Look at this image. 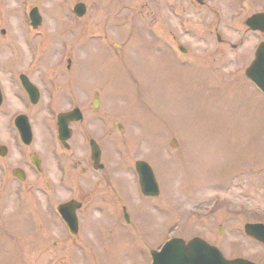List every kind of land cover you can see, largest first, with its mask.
Masks as SVG:
<instances>
[{
	"label": "rangeland",
	"instance_id": "rangeland-1",
	"mask_svg": "<svg viewBox=\"0 0 264 264\" xmlns=\"http://www.w3.org/2000/svg\"><path fill=\"white\" fill-rule=\"evenodd\" d=\"M5 1L11 14L0 15L5 19L2 27L11 31V36L17 38L28 55L31 31L20 18L24 15L26 20L28 8L35 3L33 0ZM76 1L69 0L71 4ZM80 1L88 5L90 24L83 28L85 21L76 29L96 32V41H101L103 48H106V42L117 59L116 64L109 62L101 48L91 43L77 48L75 69L70 73V89L79 96L78 104L90 118L93 95L85 96L83 91L96 86L99 98L96 113L104 114L103 120L111 124L109 126L96 119V132H93L95 127L88 120L83 126L96 133V139L111 151L109 154L104 150L108 177L105 176L110 178L109 174H113L110 182L119 191L121 199L108 198L107 201L109 206L114 207L126 204L131 213L132 227H120L115 219H111L116 214L105 212L100 215L97 210L94 211L95 204L97 206L105 201L110 188L100 187L102 183L97 177H89L90 180L85 182L88 184L77 178L79 168L73 165L87 151L84 143H73L75 156L65 155L60 160L53 157L59 145L54 131L51 138L47 135L43 121H48V111L54 113L56 110L49 105L50 82L46 79V83H39V70L32 77L38 85L41 84L42 99L32 114L34 130L39 137V146L35 148L44 161V173L37 180L29 171L25 182L14 179L10 173L6 188L2 190L0 187V264H146L147 259L137 255L132 228H138L143 242L154 243L153 246L157 247L166 234L167 224L173 223L176 217L183 224L177 234L179 237L189 239L196 234L202 235L228 258L245 257L264 264V249L242 231L246 221L264 219V171L261 175L252 173L236 177L233 172L228 173L226 178L222 177L224 169L230 167L241 170L245 166L261 165L264 168V99L244 78L243 63L253 59V50L250 51L253 45L245 42L238 50L231 49L236 30L228 23L239 11L238 3L230 7L226 0H208L207 6L202 7L195 0H171L179 5L178 11L182 10L184 14L175 15L173 12L177 10H170V4H164L163 0ZM38 5L47 17V26L57 28L49 36V51L70 24L60 17L64 11L61 0H41ZM245 5V11L248 8H264L263 1ZM157 10L164 11V15H155ZM149 13L154 15H147ZM237 16L239 22L245 20L243 15ZM145 18L146 30V23L139 21ZM161 32L166 35L164 42L159 36ZM216 32L225 37L226 43H216V35L213 34ZM71 33L64 37H69ZM155 37L160 41L157 51L160 46L169 50L171 45L182 44L187 47L188 54L168 56L170 65L153 52ZM172 37L174 41L169 45ZM47 51L41 56L43 64L53 62ZM10 54L11 50L0 46V84L5 104L10 107L7 108L9 110L29 108L13 76L14 69L7 70L5 67V60ZM170 59L177 62L175 66L178 68L172 66L174 61L171 63ZM18 60L11 59L7 64L16 66L20 64ZM104 69L111 71L108 73ZM62 78L59 76L58 84ZM133 78L138 80L141 92H136L135 84L130 83ZM66 89H61L63 94L69 92ZM65 97L56 109L77 103L70 94ZM188 104L195 105L191 107ZM205 110L207 113L201 116ZM0 118H4L3 121L0 119L1 144L10 137V132L7 116L0 114ZM116 120L125 122L128 138H124L123 134H114L113 123ZM42 137L43 147H40ZM126 139L127 143H118ZM158 145L163 147L161 152L156 149ZM20 155L22 152L13 147L5 160L13 167L20 166ZM143 156L149 157L156 165V173L164 185L159 204L153 203L156 198L141 197L136 181L124 172L122 162L132 166L136 159ZM61 161L68 168L70 166L69 183L63 179L62 183L59 182L58 163ZM120 162V171H117L116 166ZM1 178L0 170V181ZM222 180L225 183L219 186L217 182ZM46 182L56 195L51 205ZM73 189L77 199L86 200L80 213L81 234L89 245L86 251L75 247L77 241L66 233L55 212L54 202L63 200ZM26 195L27 203L18 206L17 200ZM209 203L214 204V212L209 216L199 213ZM30 208L36 210L35 216L30 213ZM161 209L170 212H161ZM192 214L195 219L191 218ZM137 242L141 246V240Z\"/></svg>",
	"mask_w": 264,
	"mask_h": 264
},
{
	"label": "water",
	"instance_id": "water-1",
	"mask_svg": "<svg viewBox=\"0 0 264 264\" xmlns=\"http://www.w3.org/2000/svg\"><path fill=\"white\" fill-rule=\"evenodd\" d=\"M258 65V62H255V66H257ZM175 259H177L178 260V257H176ZM169 264H177V262H171V263H169ZM189 264V263H188ZM192 264V263H191ZM226 264V263H225ZM228 264H230L229 262H228Z\"/></svg>",
	"mask_w": 264,
	"mask_h": 264
}]
</instances>
